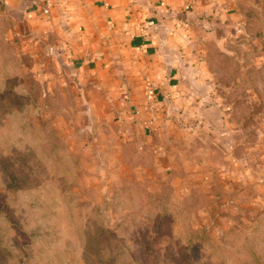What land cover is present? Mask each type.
Segmentation results:
<instances>
[{
    "label": "rangeland",
    "instance_id": "374dc122",
    "mask_svg": "<svg viewBox=\"0 0 264 264\" xmlns=\"http://www.w3.org/2000/svg\"><path fill=\"white\" fill-rule=\"evenodd\" d=\"M234 3L204 60L227 107L224 130L237 132L229 151L216 141L201 155L216 166H199L200 180L187 177L193 159L157 161V139L126 143L121 156L92 142L98 161L88 165L72 133L86 126L75 74L49 52L59 42L43 38V16L23 23L0 0V264H264V0ZM216 120L190 150L226 132Z\"/></svg>",
    "mask_w": 264,
    "mask_h": 264
},
{
    "label": "crops",
    "instance_id": "0c3cea01",
    "mask_svg": "<svg viewBox=\"0 0 264 264\" xmlns=\"http://www.w3.org/2000/svg\"><path fill=\"white\" fill-rule=\"evenodd\" d=\"M234 1L51 0L46 14L45 0H1L7 12L23 23L43 16V38L51 35L59 42L58 49L50 47L49 52L54 51L60 62L68 61L75 74L72 81L81 102L77 114L85 115L86 126L84 132L74 128L72 133L82 139L88 165L98 161L91 155L92 142L102 140L106 150L114 148L120 155L126 143L141 148L145 138L157 139V161L169 157L175 168L193 159L196 169L187 177L201 176L200 180L206 174L194 173L199 166H216L201 155L216 141L229 151L237 132L224 130L227 107L211 89L204 60L206 41L222 42V28L237 16ZM211 114L226 132L196 141L190 150L191 140L200 138L198 133L210 125ZM116 116L119 132L113 136L109 122ZM96 125L99 135L89 136ZM176 128L180 132L174 135Z\"/></svg>",
    "mask_w": 264,
    "mask_h": 264
},
{
    "label": "built area",
    "instance_id": "2783aa9c",
    "mask_svg": "<svg viewBox=\"0 0 264 264\" xmlns=\"http://www.w3.org/2000/svg\"><path fill=\"white\" fill-rule=\"evenodd\" d=\"M50 5H51V0H45V7L43 9L44 13H46V14L48 13V8Z\"/></svg>",
    "mask_w": 264,
    "mask_h": 264
},
{
    "label": "trees",
    "instance_id": "16d2710c",
    "mask_svg": "<svg viewBox=\"0 0 264 264\" xmlns=\"http://www.w3.org/2000/svg\"><path fill=\"white\" fill-rule=\"evenodd\" d=\"M206 61V60H205Z\"/></svg>",
    "mask_w": 264,
    "mask_h": 264
}]
</instances>
